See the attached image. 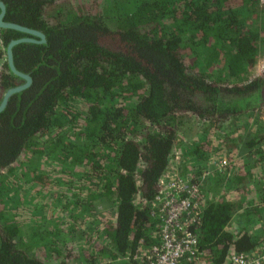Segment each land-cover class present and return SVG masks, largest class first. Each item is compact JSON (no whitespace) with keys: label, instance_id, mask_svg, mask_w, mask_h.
<instances>
[{"label":"trees","instance_id":"obj_1","mask_svg":"<svg viewBox=\"0 0 264 264\" xmlns=\"http://www.w3.org/2000/svg\"><path fill=\"white\" fill-rule=\"evenodd\" d=\"M0 1L4 21L44 36L11 46L14 68L30 82L0 109V264L135 260L134 254L157 239L149 202L185 113L211 124H253L243 135L234 128L226 138L230 150L238 144L246 157L254 154L243 170L227 158L207 163L200 148L183 152L191 157L181 158L182 165L195 168L200 195L207 198L194 228L201 259L224 264L234 251L258 249L264 232V163H258L264 161L259 122L264 69L236 82L264 44L258 0H103L101 7L98 1L89 6L73 0ZM22 36L39 39L0 27L4 47ZM22 82L5 59L0 99ZM46 157L61 163L71 179L76 169L82 171L80 181L96 174L98 187L89 195L113 204L111 221L102 224V244L87 246L86 253L74 252L61 238L60 218L49 228L38 218L19 217L21 199L11 195L17 172L45 184L36 166L41 169ZM81 205L84 215L85 202Z\"/></svg>","mask_w":264,"mask_h":264},{"label":"rangeland","instance_id":"obj_2","mask_svg":"<svg viewBox=\"0 0 264 264\" xmlns=\"http://www.w3.org/2000/svg\"><path fill=\"white\" fill-rule=\"evenodd\" d=\"M97 1L99 2L98 6L101 7L103 0H73L78 5L86 6H89L91 2L98 3ZM256 9L258 12L260 11V14L264 13V0H258ZM4 60V53L0 50V68L3 66ZM190 61L191 58L187 57L186 62L189 63ZM263 69L264 44L259 46V53L253 64L248 67L247 72L242 78L237 79L236 82H245L252 77L260 75ZM209 72L214 71L210 70ZM250 116L254 118L256 117V113L252 112ZM259 120L261 126H264V104L259 113ZM237 123L238 121H226L223 123L217 121L211 124L203 118H197L192 113H185L181 124L178 126L177 137L174 139L169 159L163 169V171H167L164 173H171L172 170H175L183 179L188 178L192 180L195 177V168H192L191 163L186 162L182 165L183 162L181 161L184 158L188 161V157H191L185 153L183 154L188 146L190 150L191 148L196 150L200 148L198 151L199 155L207 159V163L209 164H220L227 158L229 162H237L236 167L239 166L243 170V162L247 165L249 160H254V154L250 153L246 157L248 152L238 150L236 148L238 144H235V148L230 150L232 147L229 146L230 139L227 140L226 138H229L231 136L230 134L233 135L234 128H237L239 134L243 135L246 126L253 124H251V121L246 124L244 121H240L239 125H236ZM24 159V156L20 157L18 163L23 162ZM258 163L263 164L264 161H258ZM257 166L260 168L259 165ZM40 167L41 169L36 166V170L45 175V184L37 180H26L25 177H22L20 170L17 172L19 176L15 178V187L11 195L14 197L19 196L21 199L22 205L20 207L21 213L19 217L28 222L36 221V218H38L42 220L41 223L43 226L48 225L50 226L49 228H51L49 224L52 221H57L56 219L60 218V224L62 226H59L61 228L60 236L71 242L74 252H76V249H79L82 253H86L84 249L87 246L97 243L102 244V224L111 221L113 204L109 203L104 197L89 195L95 187H98L99 179L97 175L89 174V179L80 181L77 178L79 177L78 173L82 171H80L81 169H76L75 174L72 173L74 179H71L70 173L62 170V164L55 162L53 158L49 157H46L44 162L40 163ZM246 179H248L247 176ZM72 182L73 185H71ZM11 187L13 188V185ZM203 199L207 198H204V195H202L201 201ZM68 200H70V203H68ZM83 202H85L86 206L84 215L81 214V204ZM202 204H204L203 201ZM139 252L143 253L144 250H140ZM133 258L135 260L128 262V264H144L141 257L133 256ZM98 261L100 260L96 259V261H91L90 257H88L83 259L82 264H99Z\"/></svg>","mask_w":264,"mask_h":264},{"label":"built area","instance_id":"obj_3","mask_svg":"<svg viewBox=\"0 0 264 264\" xmlns=\"http://www.w3.org/2000/svg\"><path fill=\"white\" fill-rule=\"evenodd\" d=\"M0 50L5 56L1 39ZM166 171L158 177L149 202V213L157 220V239L134 256L141 257L144 264H204L194 232L203 206L199 182L196 176L192 180L183 179L175 170ZM224 264H264V232L255 252L234 251Z\"/></svg>","mask_w":264,"mask_h":264},{"label":"water","instance_id":"obj_4","mask_svg":"<svg viewBox=\"0 0 264 264\" xmlns=\"http://www.w3.org/2000/svg\"><path fill=\"white\" fill-rule=\"evenodd\" d=\"M4 14V5L2 3V1H0V27H9V28H14L17 30H21L27 33H31V34H35L37 36H39V39H34L32 37H28V36H22V37H17V38H12L8 41V43L5 46V56H6V63L8 68L15 73L16 75L20 76L21 78H23L24 82L17 84L15 86H11L8 87L2 94L1 99H0V109L4 106L7 97L12 93L15 92L23 87H25L26 85H28V83L30 82V77L23 73L20 72L18 70H16L13 66L12 63V58H11V46L19 41H43L44 36L41 32L35 30V29H31L25 26H22L20 24L14 23V22H9V21H4L2 19Z\"/></svg>","mask_w":264,"mask_h":264}]
</instances>
